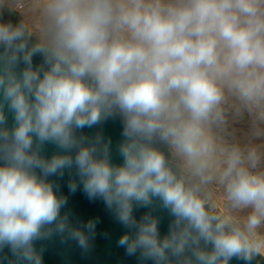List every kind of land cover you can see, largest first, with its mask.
<instances>
[{"label": "clouds", "instance_id": "obj_1", "mask_svg": "<svg viewBox=\"0 0 264 264\" xmlns=\"http://www.w3.org/2000/svg\"><path fill=\"white\" fill-rule=\"evenodd\" d=\"M5 6L22 19L0 23V249L42 264L34 241L53 232L89 248L97 221L72 226L47 179L75 165L89 199L102 198L134 230L118 240L128 255L139 250L154 264L264 256V142H255L264 141V0ZM35 55L43 61L34 67ZM117 115L121 165L110 162V141L76 135ZM245 116L242 143L230 129ZM45 142L63 152L42 156ZM154 198L174 217L163 238L157 217L133 215L134 203Z\"/></svg>", "mask_w": 264, "mask_h": 264}, {"label": "water", "instance_id": "obj_2", "mask_svg": "<svg viewBox=\"0 0 264 264\" xmlns=\"http://www.w3.org/2000/svg\"><path fill=\"white\" fill-rule=\"evenodd\" d=\"M21 16L13 9L4 7L0 9V23H11L16 25L21 22ZM34 40V38H33ZM0 46V53L3 52ZM43 61L41 55L33 57V66H38ZM21 61L17 67L19 72L24 68ZM2 96V94H0ZM5 115L7 126L11 128L14 124V114L5 105ZM123 123L121 117H109L98 125L77 129V136H86L90 139L100 135L104 141H110L109 156L110 162L114 165H121L123 157L119 152V145L123 141ZM162 150L167 154V146L160 144ZM54 143L45 142L41 147V155L51 158L56 153H62ZM73 157L75 149L72 150ZM2 163V161H0ZM39 174V169H37ZM53 183L54 191L58 196L66 198V204L61 208V216L67 215L70 224L74 227L86 225L89 220L97 221L93 233H90L89 248L82 249L77 241L67 237L66 234L53 232L49 237L34 241V247L41 252L42 264H154L151 259L143 260L139 250L135 255H128L126 248L118 245L119 238L126 232L134 234L133 229L126 228L115 217L112 209H109L102 198L89 199L83 189V184L78 175L75 165L65 168L63 175H51L47 178ZM75 181L76 190L73 192L69 184ZM151 213L159 219L158 229L160 237L163 238L169 232V226L174 217L168 209L162 206L158 198L153 199V203L148 207L136 206L134 203L133 215L137 219ZM87 231V229H84ZM211 248V246H208ZM42 250V251H41ZM173 264L176 258L171 257ZM0 264H25L23 261H16L11 249L5 246L0 249ZM229 264H246L242 259L233 257ZM250 264H264V257L257 255Z\"/></svg>", "mask_w": 264, "mask_h": 264}, {"label": "rangeland", "instance_id": "obj_3", "mask_svg": "<svg viewBox=\"0 0 264 264\" xmlns=\"http://www.w3.org/2000/svg\"><path fill=\"white\" fill-rule=\"evenodd\" d=\"M6 7H8V6H6ZM8 8H10V7H8ZM11 9H13V8H11ZM13 10H15V9H13ZM17 13L21 16V13L19 11H17ZM21 18H22V16H21ZM249 126H250L249 118L247 116H245L243 119L234 122L232 124L230 131H233L235 138L243 143V142H246L248 139V133L250 130ZM258 141L259 140L255 141V142L261 143V140L259 142ZM262 142H264V141H262Z\"/></svg>", "mask_w": 264, "mask_h": 264}, {"label": "bare ground", "instance_id": "obj_4", "mask_svg": "<svg viewBox=\"0 0 264 264\" xmlns=\"http://www.w3.org/2000/svg\"><path fill=\"white\" fill-rule=\"evenodd\" d=\"M249 127H250V126H249ZM259 141H260V140H259ZM259 141H258V142H259ZM261 142H262V141H261ZM263 257H264V256H263Z\"/></svg>", "mask_w": 264, "mask_h": 264}, {"label": "crops", "instance_id": "obj_5", "mask_svg": "<svg viewBox=\"0 0 264 264\" xmlns=\"http://www.w3.org/2000/svg\"><path fill=\"white\" fill-rule=\"evenodd\" d=\"M17 12V10H15Z\"/></svg>", "mask_w": 264, "mask_h": 264}]
</instances>
